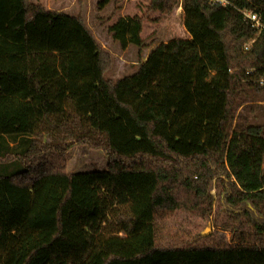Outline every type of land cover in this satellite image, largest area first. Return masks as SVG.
I'll return each instance as SVG.
<instances>
[{"label": "trees", "instance_id": "obj_1", "mask_svg": "<svg viewBox=\"0 0 264 264\" xmlns=\"http://www.w3.org/2000/svg\"><path fill=\"white\" fill-rule=\"evenodd\" d=\"M229 1L182 0L189 38L145 60L148 14L175 0L118 18L108 32L140 62L112 80L113 57L80 15L0 0V264H264V244L242 238L246 225L264 235V122H235L264 95L244 75L264 64V32L244 51L257 32L238 11L246 0ZM76 145L103 152L107 169L69 173ZM164 210L233 217L239 237L159 244Z\"/></svg>", "mask_w": 264, "mask_h": 264}, {"label": "rangeland", "instance_id": "obj_2", "mask_svg": "<svg viewBox=\"0 0 264 264\" xmlns=\"http://www.w3.org/2000/svg\"><path fill=\"white\" fill-rule=\"evenodd\" d=\"M31 1L40 3L50 10L62 11L73 16L80 15L84 19L98 44L113 57V67L106 74L107 79L117 80L137 70L140 62L137 47L130 45L122 51L118 43L112 39L108 28L118 18L146 13L149 0H118L101 9L98 7L101 0ZM142 38L147 45L142 54L143 60L160 43H167L172 39H188L189 36L183 26L182 0H175L170 14L149 13L143 27ZM235 122L242 124L264 122V95L253 96L249 104L241 107ZM66 169L69 173L104 171L107 169V157L101 151L76 145L67 156ZM218 193L216 183L211 191L215 205ZM235 224V218L227 215L221 216L216 222L214 212L208 216H201L196 212L164 210L157 212L154 218L156 240L159 244H168L183 238L191 239L193 244L207 246L233 244L239 237ZM242 238L245 245L264 244V235H256L249 225H246Z\"/></svg>", "mask_w": 264, "mask_h": 264}, {"label": "built area", "instance_id": "obj_3", "mask_svg": "<svg viewBox=\"0 0 264 264\" xmlns=\"http://www.w3.org/2000/svg\"><path fill=\"white\" fill-rule=\"evenodd\" d=\"M208 1L212 5H220V6L232 5L229 0H208ZM246 2L248 3V6L239 8L238 11L240 12L244 20H246L249 23L250 27L256 30L257 35L255 38L245 42L243 46L244 51H248L256 41L259 34L264 32V18H263L262 10L259 9L260 6L254 3V0H246ZM244 75L250 82L258 86L264 87V64L259 67H251L245 69Z\"/></svg>", "mask_w": 264, "mask_h": 264}]
</instances>
